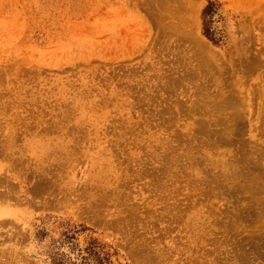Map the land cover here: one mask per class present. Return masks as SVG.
Wrapping results in <instances>:
<instances>
[{"label":"rangeland","instance_id":"rangeland-1","mask_svg":"<svg viewBox=\"0 0 264 264\" xmlns=\"http://www.w3.org/2000/svg\"><path fill=\"white\" fill-rule=\"evenodd\" d=\"M80 228L264 264V0H0V264H71Z\"/></svg>","mask_w":264,"mask_h":264},{"label":"trees","instance_id":"trees-1","mask_svg":"<svg viewBox=\"0 0 264 264\" xmlns=\"http://www.w3.org/2000/svg\"><path fill=\"white\" fill-rule=\"evenodd\" d=\"M206 15H212L214 12L212 10V3H209L205 9ZM204 34L206 37L211 40L213 43H216L217 40L214 37L213 30L206 27L204 29ZM84 228L72 230L69 229L63 233L64 240L69 242L70 250L75 254L71 264H114L110 256L111 254L105 249V245L100 243L96 238H89L86 241V244L81 246L76 240L75 233L78 231H82ZM59 260L53 259V264H65L63 259L58 258Z\"/></svg>","mask_w":264,"mask_h":264},{"label":"bare ground","instance_id":"bare-ground-1","mask_svg":"<svg viewBox=\"0 0 264 264\" xmlns=\"http://www.w3.org/2000/svg\"><path fill=\"white\" fill-rule=\"evenodd\" d=\"M246 201V200H245Z\"/></svg>","mask_w":264,"mask_h":264}]
</instances>
